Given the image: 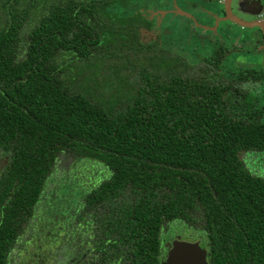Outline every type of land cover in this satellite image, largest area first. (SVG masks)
I'll return each instance as SVG.
<instances>
[{
	"label": "trees",
	"instance_id": "1",
	"mask_svg": "<svg viewBox=\"0 0 264 264\" xmlns=\"http://www.w3.org/2000/svg\"><path fill=\"white\" fill-rule=\"evenodd\" d=\"M159 1L0 0V264L52 200L73 207L50 264H158L176 225L208 264H264V171L245 160L264 154V69L219 81L221 47L191 63L142 41ZM77 167L92 182L69 196Z\"/></svg>",
	"mask_w": 264,
	"mask_h": 264
},
{
	"label": "rangeland",
	"instance_id": "2",
	"mask_svg": "<svg viewBox=\"0 0 264 264\" xmlns=\"http://www.w3.org/2000/svg\"><path fill=\"white\" fill-rule=\"evenodd\" d=\"M160 1L164 5H160L158 11L161 10L162 12L156 11L152 13L154 20L157 19L158 31L156 29L152 31L142 29V41H149L158 37L162 46L184 55L191 63H197L199 59L208 56L217 49L219 44H222L227 49L218 67L219 81L235 78L241 69H254L264 65V48H256L254 41L251 42V34L258 33V27L243 31L244 29H241L238 24L230 20H223V18L217 20L216 17L221 14L222 8L221 4H217V0ZM209 2L216 5L219 11L209 6ZM192 4H195V6H191ZM231 8L233 15L241 20L247 22L260 20L264 22V6L260 7L261 9L258 7L257 10H253L250 3L239 4V0H232ZM211 14L214 17L210 18L209 15ZM254 88L253 93L257 99H252V106L249 111L264 120V80L256 83ZM233 99L234 101H240V98L237 97ZM242 109V107H238L234 103L232 107L233 114H241ZM245 160L250 166L257 168L258 171H264V154H249ZM73 170L80 173V179L69 180L71 186L69 188L71 193L69 196L74 194L76 190L73 187L77 184H83L84 190L87 189L90 182H92L89 180V175L94 172H92L91 168L87 170L77 167ZM75 199L65 200L72 202ZM64 202V200H52L49 205L53 213L47 217L42 213L41 216L36 218L37 226H35V232L39 233V237L42 238L37 243L45 250L44 253H51V249H53L52 244L48 243L50 235L47 232L54 234L57 233L58 229L61 230L63 219H66L64 217L65 210L73 207L66 205ZM173 235L177 238L187 237L182 239L188 241H198L201 244L203 242L198 234L189 232L177 225L171 228V236ZM56 238L60 240L62 236L60 235ZM34 251L35 249H32V252Z\"/></svg>",
	"mask_w": 264,
	"mask_h": 264
},
{
	"label": "flooded vegetation",
	"instance_id": "3",
	"mask_svg": "<svg viewBox=\"0 0 264 264\" xmlns=\"http://www.w3.org/2000/svg\"><path fill=\"white\" fill-rule=\"evenodd\" d=\"M159 2H160L159 6L164 5L163 2H161V1H159ZM244 2L250 3L253 10H257L258 7H259V9H261L260 7L264 6V0H239V4L244 3ZM217 4H221L222 8H221V14H219L216 17V19L219 20V18H223V20H224L225 19V11H224V6H223V1L217 0ZM231 4H232V0H230V10L232 13ZM191 6L194 7L195 4H192ZM209 6L218 10L216 5H213L212 2H209ZM189 8H190V6H189ZM158 9H159V7L156 8L155 10H153L149 14L148 18L154 19V17L152 16V13L158 11ZM232 15H233V13H232ZM219 16H221V17H219ZM209 17L210 18L214 17V15L211 14V15H209ZM234 17L237 18L236 16H234ZM237 19H239V18H237ZM156 21H157V19L154 20V27L155 28L150 29L148 31H152L155 29L158 31V25H157ZM242 21H244V20H242ZM232 22H234V21H232ZM244 22H247V21H244ZM251 22H260L262 24L263 28L259 27L257 25L248 27V26H242L236 22H234V23L238 24L241 27V29H244L243 31H245V30L249 31V29L252 27H258V33H254V35L251 34V42L254 41L256 48L263 49L264 47H262V45H264V40H263L264 39V36H263L264 35V32H263L264 22L260 21V20L248 21V23H251ZM143 30H145V29H143ZM140 32H141V36H142V29L140 30ZM220 47L223 50V54L220 57V61H221V59L224 56L227 48H225L222 44H219L217 49H215L214 51L218 50ZM254 69H264V65H261L260 67L254 68ZM7 162H8V154H6V152L0 151V173L3 170L4 166L7 164ZM32 230L34 231V234L33 235L30 234L31 236L26 238L24 240L25 242L24 241L20 242L21 244H20L19 250H15L14 252L6 254L4 256V263L5 264H50V260L52 259V255H53L52 253L55 250L54 247H53V249H51V253H49V252L44 253L45 250H43L37 243V241L42 239V238L39 237V233L35 232V228H33ZM58 232H60L59 229H58L57 233H55V234L58 235ZM47 233L50 234L49 231ZM182 238H187V237L177 238L175 235L171 236V229H168V231L166 233H163L159 237L160 241H159V249H158V264H163V262L165 261L167 252L171 247L172 241L180 240V241H185V242H198V241H192L189 238L188 239L190 241L184 240ZM200 238H202L203 242H202V244L198 242V244L204 250L205 262H206V264H208V261H207V248L208 247H207L206 239L204 236H201ZM77 241L78 242L76 244V247L78 249H81L83 247H87L90 245V244L89 245L88 244L82 245L83 239H81V238L78 239ZM50 244H53V243H50ZM32 249H35V251L32 252ZM84 257H85V253L83 252L80 256V259L77 262H74L73 264H86Z\"/></svg>",
	"mask_w": 264,
	"mask_h": 264
},
{
	"label": "water",
	"instance_id": "4",
	"mask_svg": "<svg viewBox=\"0 0 264 264\" xmlns=\"http://www.w3.org/2000/svg\"><path fill=\"white\" fill-rule=\"evenodd\" d=\"M223 6L225 20L234 21L242 26L250 27L257 25L263 28L260 22L248 23L235 18L230 10V0H223ZM158 12L162 11L159 10ZM163 264H206L204 250L200 247L198 242H185L180 240L172 241Z\"/></svg>",
	"mask_w": 264,
	"mask_h": 264
}]
</instances>
